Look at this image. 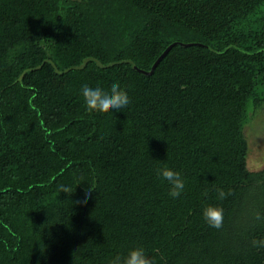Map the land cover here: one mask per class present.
I'll return each instance as SVG.
<instances>
[{
    "label": "trees",
    "instance_id": "16d2710c",
    "mask_svg": "<svg viewBox=\"0 0 264 264\" xmlns=\"http://www.w3.org/2000/svg\"><path fill=\"white\" fill-rule=\"evenodd\" d=\"M117 82L125 109L85 110L83 84ZM263 108L264 0H0V264L134 247L154 264H264V166H247L243 129Z\"/></svg>",
    "mask_w": 264,
    "mask_h": 264
},
{
    "label": "clouds",
    "instance_id": "9594fccd",
    "mask_svg": "<svg viewBox=\"0 0 264 264\" xmlns=\"http://www.w3.org/2000/svg\"><path fill=\"white\" fill-rule=\"evenodd\" d=\"M81 95L84 100L85 110L89 113L121 111L130 103L127 91L118 82L113 83L107 91L99 86L93 88L88 84H83L81 86ZM155 174L168 183V194L170 197L178 198L183 193L185 183L178 171L169 167H162L155 169ZM62 192L71 194L73 191L62 186ZM216 193L219 200H224L232 194L231 190L225 191L223 188H216ZM89 194L90 190L88 189L85 192L84 203L87 202ZM254 216L256 221L264 222V213L257 211ZM202 218L209 227L220 229L223 227L224 210L222 207L211 204L206 205L202 209ZM250 243L254 248H264V238H254ZM108 264H154V262L146 254L144 248L134 247L129 249L126 255L117 254L109 260Z\"/></svg>",
    "mask_w": 264,
    "mask_h": 264
},
{
    "label": "rangeland",
    "instance_id": "374dc122",
    "mask_svg": "<svg viewBox=\"0 0 264 264\" xmlns=\"http://www.w3.org/2000/svg\"><path fill=\"white\" fill-rule=\"evenodd\" d=\"M244 126L248 142L247 166L258 169L264 166V108Z\"/></svg>",
    "mask_w": 264,
    "mask_h": 264
},
{
    "label": "water",
    "instance_id": "95a60500",
    "mask_svg": "<svg viewBox=\"0 0 264 264\" xmlns=\"http://www.w3.org/2000/svg\"><path fill=\"white\" fill-rule=\"evenodd\" d=\"M172 45V43L171 44H169L163 51H162V53L155 59V61L153 62V64H152V66H151V69L149 70V71H145V70H142V69H139V70H141L142 72H144V73H150L152 70H153V68L155 67V65L159 62V60L162 58V56L166 53V51L169 49V47ZM133 66L135 67V64H133Z\"/></svg>",
    "mask_w": 264,
    "mask_h": 264
}]
</instances>
